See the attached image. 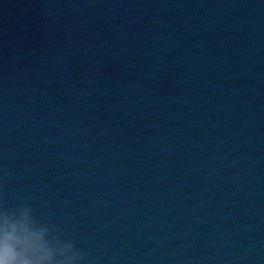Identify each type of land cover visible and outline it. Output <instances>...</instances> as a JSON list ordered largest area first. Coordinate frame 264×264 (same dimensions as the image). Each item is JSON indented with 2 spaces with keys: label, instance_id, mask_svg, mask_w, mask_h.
<instances>
[{
  "label": "water",
  "instance_id": "1",
  "mask_svg": "<svg viewBox=\"0 0 264 264\" xmlns=\"http://www.w3.org/2000/svg\"><path fill=\"white\" fill-rule=\"evenodd\" d=\"M97 264H264V0H0V205Z\"/></svg>",
  "mask_w": 264,
  "mask_h": 264
},
{
  "label": "clouds",
  "instance_id": "2",
  "mask_svg": "<svg viewBox=\"0 0 264 264\" xmlns=\"http://www.w3.org/2000/svg\"><path fill=\"white\" fill-rule=\"evenodd\" d=\"M99 259L38 217L26 200L0 205V264H97Z\"/></svg>",
  "mask_w": 264,
  "mask_h": 264
}]
</instances>
